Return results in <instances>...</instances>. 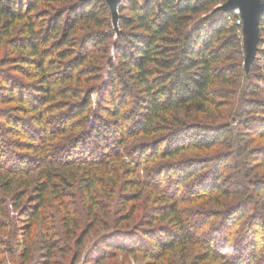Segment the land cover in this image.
Wrapping results in <instances>:
<instances>
[{"label":"trees","instance_id":"16d2710c","mask_svg":"<svg viewBox=\"0 0 264 264\" xmlns=\"http://www.w3.org/2000/svg\"><path fill=\"white\" fill-rule=\"evenodd\" d=\"M227 2L120 0L114 18L108 0H0V40L4 36L8 37L14 26H21L24 32L21 37L8 40L15 51L26 53L20 58L27 69L19 65L16 71L30 80L37 79V82H30L26 87L18 86L8 77L1 76L4 72L0 71V77L6 82L3 81L5 84L2 88L0 85V98H7L12 103L18 102L22 111L35 113L29 121L33 131L26 130L25 134L31 136L28 148L42 153L38 162L33 160L34 165L21 167L18 164L22 160L18 158L20 154H11L20 148L13 145L15 150L11 147L4 149L12 165L6 168L27 176L25 182L18 183L19 188L13 195L12 182L8 183L6 189L5 195H12L10 198L16 199L11 202V208L14 213H18V217L10 218L8 211L1 209L0 202V232L7 228L6 235L10 240L14 239L18 247H22L23 262L31 257L32 248L26 242L37 226L39 232L35 236L38 238V249H33L38 259L34 264H58V255L67 256L71 251L74 252L71 264H76L85 236L96 227L98 232L95 233L99 235L95 236L87 252L86 261L89 264H100L113 251L151 252L150 248H142L138 244L139 235L142 239L146 238L149 247L151 245L160 256L182 244L191 243L202 221L208 218L201 215L197 223L193 221L187 215L191 211L183 207L186 198H177L173 192L177 186L181 187L191 178L211 169V185L202 189L204 195L221 192L224 199L239 200L240 203L236 208L229 207L225 213L220 212L223 216L218 214L212 218L215 226H219V220H224L222 257L229 264H258L261 261L264 264V249L262 244H257V237L264 231V221L259 227L256 210L249 207L254 202L253 198L255 204L264 205V172H255L256 167L253 166L255 163L264 165V155L258 150H249L246 137L253 130L264 137V100L258 98L264 93V58L261 51L264 43V14L259 22L257 50L247 72L241 26L226 19L232 14L231 9H218ZM101 59H104L103 65L107 67L105 70L100 66ZM87 64H91L88 67L92 71L86 67ZM25 70H29V73ZM92 72L91 77L99 78V72L103 75L100 84L101 101L106 102L108 107L100 108L110 117L105 119H109L111 126H106L105 119L99 117L97 112L91 111L89 114L95 87L89 86L85 94L71 88V85L79 87L88 84V76ZM245 74L248 77L244 78ZM84 78L87 81L84 82ZM240 81L243 87L240 91L242 95L239 94L241 106L236 116H231L240 130L233 135L229 124L192 122L198 120V113L201 118H208V113L212 109H219L223 99L232 98L235 94V88L232 87ZM218 87L226 91H217ZM3 91L6 92L4 96L1 94ZM57 98L65 101H56ZM63 107L67 111L61 116L60 126L54 130L53 121L45 116L49 113L47 109L54 112ZM88 110L89 119L85 129L80 131L76 119ZM2 116L11 122L14 135H17L14 131L18 128L22 130L20 119L12 121L14 116H7V113H2ZM185 119L187 122H183ZM104 130L114 134L112 142L105 139ZM91 132L95 134L96 140H91ZM163 132L165 135H162ZM59 137L70 140L56 146L54 157H51L49 143ZM126 137L152 139L150 147L141 145V159H147L150 155L153 158L175 159L185 150L208 151L221 141L230 149L237 142L236 151L242 157L246 156L251 163L240 166L245 168L244 173L240 172V177H247L253 194L251 196L245 191L232 196L231 192L217 184L230 169L236 173L238 167H233L231 163L224 165L227 169L220 165L213 167L207 157H196L181 167H172L163 175V171L151 175L155 181L160 178L158 184L174 180L176 187L165 189L171 195H168V206L157 209L153 217L148 216L142 220L147 221V227L108 225L110 216L103 197L110 201L117 185L112 178V188L107 189V186L102 185L99 186L100 194L94 193L98 183L95 168L105 166L106 173H112L103 161L113 156H123L121 148L126 144ZM100 140L109 145L104 143L101 147L96 146V141ZM244 141L247 143L242 145ZM93 143L96 150H101L98 159L90 156L92 153L89 146H93ZM104 147L110 150L105 151ZM79 151L89 156L78 160L69 158ZM223 160L228 161L226 157ZM77 162L85 165L78 174H74L73 167L66 166H74ZM2 164L5 165L0 160V166ZM31 171L37 172L29 175ZM77 179L80 180L77 190H81V195L88 203L84 211L85 220L84 215L78 216V211L72 207V199L77 197L78 192L74 191ZM140 184L141 179L135 180L126 189ZM158 187L162 188L161 185ZM161 191L165 192L164 189ZM123 194L121 202L125 206L131 198L130 193ZM24 199L27 202L23 206L20 201ZM53 209L60 212L59 225ZM209 215L216 214L211 212ZM245 217L246 221L242 225L247 232L241 234L239 230V241H243L246 246L238 244L239 247L232 248L227 243L231 231ZM158 221L171 222L172 227L170 230L160 229L157 236L150 230L154 227L153 223ZM78 231H81L79 235L76 234ZM18 235L21 241H18ZM11 246H6L7 250L12 251ZM208 246L207 251L216 254L210 242ZM232 252L235 256L229 259L228 254ZM6 261L0 258V264H6Z\"/></svg>","mask_w":264,"mask_h":264},{"label":"rangeland","instance_id":"374dc122","mask_svg":"<svg viewBox=\"0 0 264 264\" xmlns=\"http://www.w3.org/2000/svg\"><path fill=\"white\" fill-rule=\"evenodd\" d=\"M241 18V17H240ZM242 20V19H241ZM242 29V24L240 25ZM259 26V25H258ZM242 32V31H241ZM23 30L21 29V26L18 24L14 26L10 32V34L7 36H4L0 40V68H2V72H4V75L8 79L14 81L16 85L18 86H25L26 84H30V82H37L36 78L33 80L28 79V77H25L21 73H19L17 70L18 66L21 65L22 68L27 69L26 66H24V63H22L21 56L26 55V53L21 52L20 50H14L11 48V44L8 43L9 39H15L21 37L23 34ZM242 42L244 45V54L246 59V41L245 37L243 36V32L241 33ZM6 40V41H5ZM13 47V46H12ZM261 51L263 53L262 57L264 58V43L261 45ZM100 57V51L97 54ZM261 56V55H260ZM103 60H99L100 66L104 67L103 70H105L107 67L103 65ZM89 65L87 64L86 67ZM244 66L247 69V72L250 70V64L246 66V61H244ZM91 67V64L90 66ZM88 67V68H89ZM90 71L93 69L89 68ZM26 71V70H25ZM29 73V70L26 71V73ZM103 72V71H102ZM243 72V69L242 71ZM100 77H91L93 75V72L88 76V80L90 82L86 85L76 86L71 85L73 90H79L83 94H85L86 90H88L89 86L95 87L94 93H92V102L90 104V112L89 110L85 113L79 116L77 118L76 125L80 128V131L85 129V124L87 122V118L89 119V114L91 113H98V116L105 119L110 118L106 116L104 111L101 110V106L105 107L107 105L106 102L102 103L101 99V86L100 84L103 82V75L101 76V72H99ZM29 76V75H28ZM248 77L247 74L243 75L244 78ZM3 77H0L2 79ZM5 80L2 79V82L0 81L1 88L4 86ZM85 80V78L83 79ZM241 81L238 85H233L232 88H235V94L232 98H228L226 100H222V105L219 106V109H212L208 114L210 116L208 118H201L199 113L196 121L197 123H206V124H229L231 126V133L234 135L237 130H240L238 128L239 126L237 123L233 122L232 117L236 116L237 111L239 110V102H240V95L241 94V88L242 85H240ZM26 87V86H25ZM58 86H55L57 88ZM60 87V86H59ZM68 87V86H66ZM70 88V87H68ZM217 91H226V89L218 87L216 89ZM232 90V89H231ZM5 91H3L1 94L4 96ZM17 94V93H16ZM237 94V95H236ZM240 94V95H239ZM1 97V95H0ZM222 98V97H220ZM259 99L264 100V93L260 94L258 96ZM74 100V99H73ZM72 100V101H73ZM76 100V99H75ZM106 100V99H105ZM56 101L64 102L62 98H57ZM69 102V101H68ZM103 109V108H102ZM10 110V111H9ZM48 119L52 120L53 125L52 129L56 130L58 126H60V120L61 116H64L63 114L66 113L67 108L59 109V111L52 112V109H47ZM13 111V112H12ZM10 112V113H9ZM2 113H7V116H14L12 119L15 120L17 118V121L20 119V122L22 124V130L21 128L15 130L14 132L17 133V135L13 134V129L11 126V122H9L6 117L2 116ZM9 114V115H8ZM35 116V113H29L26 111H22V108H20V104L18 102L12 103L8 102L7 98H0V156L2 155V151L4 149L13 148L15 150L16 147L20 148L19 151H12L11 154H15L16 152L20 154V157H18L20 162L18 163L19 166L24 165H34V161L38 162L39 159L42 157L41 152H34L33 150H30L28 148L29 140L31 136H28L25 134L26 130L33 131L32 128L29 126V121ZM194 116H196V113H194ZM232 116V117H231ZM113 120V119H112ZM106 126H111V122L109 119H105ZM183 122H187V119L183 120ZM87 126V125H86ZM90 131V130H89ZM22 132L24 134H22ZM57 132V131H56ZM165 132H163L162 135ZM58 134V133H57ZM93 134V135H92ZM105 139H108V142H112V136L114 134L107 132L104 130ZM74 135V134H73ZM95 134L91 132V140H96ZM93 136V139H92ZM261 135L256 134L255 131H251L246 137H248V145L249 150H258L259 153L263 156L264 155V137H260ZM112 137V138H111ZM237 137V136H236ZM230 138V137H229ZM65 141H62L64 140ZM232 140H234V136L231 137ZM70 139L59 137L58 140H55L51 144V157H54L53 150H56V146H59L62 144V142L67 143ZM152 139L150 140L149 137H126V144L121 149L122 157H112L109 160H104L103 163H107L109 171H112V173H106L105 166H101L100 168H95L96 173L95 177L97 179V186L94 188V193L100 194L99 186L105 185L106 188H112V178L116 181L115 190L111 195V200L109 201L108 198L103 197L107 203L108 211H109V219H108V225H132V226H142L147 227V221H142L148 218V216H154L155 212L159 208H163L165 206H168L170 203L169 196H171L169 193L166 192L165 189L176 187V184L174 185V180H168L164 181L162 184H158L160 182V178L158 181L154 180V176L151 177V175H155L156 173H162V175L165 172H168L172 167H181L185 164L187 161H193L196 159V157L210 159L212 161V166L216 167L218 165L222 166V168L227 169L226 164H233V167H238L235 169L237 172L235 173L233 169H230V171L227 172L224 178L221 179L220 182H217V184L221 185L223 189L227 190L228 192H231L234 195H237L238 192H241L243 194L245 191L247 194L252 196V189L249 187L248 179L246 176L240 177V172H245V168H241L240 166L251 164L249 162V159H246V156L239 155L238 151H236V144H232V148L228 149L226 147V144L221 141L217 146L211 148L208 151H197V150H185L183 151L177 158L175 159H162V158H153L152 155L148 156L147 159H141L140 152L142 149V146L150 147L152 144H150ZM108 142H104L107 145H109ZM103 141H96V146L101 147L105 145ZM235 143V142H234ZM247 142H243L242 145L246 144ZM20 146V147H19ZM93 143V146H89L92 155L91 158H97L98 154L101 153V150L98 151L95 149L96 147ZM114 144H112V147L114 148ZM105 148V151H109L110 148ZM18 150V149H17ZM4 154L0 157V160L5 163V165L0 166V202H1V209H4L8 211V214L10 215V218L15 219L18 217V213H14L12 210L13 204L11 202H15V198H10V196L13 195L14 191L19 188L18 183H22L26 181L25 175H21L18 172L10 171L6 167L10 164V160L8 159V152L4 150ZM99 152V153H98ZM104 152V151H103ZM85 156H89L88 154ZM80 151L78 154L72 155L69 158H75L76 160L82 159L81 157H85ZM226 157L228 160L227 162H223V158ZM17 158V159H18ZM88 158V157H87ZM90 159V157H89ZM223 160V161H222ZM223 163V164H221ZM225 163V164H224ZM11 165V164H10ZM9 165V166H10ZM83 162H77L74 166H66V167H73V173L78 174L80 170L84 167ZM254 167H256L255 172H264V165H260L258 163L253 164ZM12 167V165H11ZM20 167V168H21ZM18 168V165H17ZM248 171V170H246ZM37 171H31L29 175H32L33 173H36ZM211 173V174H210ZM140 176L141 178L137 179V177ZM211 178H212V172L210 170L203 171L200 175L194 178H191L189 181H187L184 185L181 187H176V190L173 192L174 195H176L177 198H186V201L183 202V207L185 209H189L191 211L190 214H187L192 218L193 221H196V223L200 220L201 215L203 217L207 216V221H202V224L199 226L198 232L195 234V240H193L191 243H185V245H180V247H177L176 249H173L171 251H166L163 256H160L159 253L152 249L151 245L149 247L148 241L141 238V235H139L138 244L142 248H150L151 252L138 250L136 252H122V251H113L111 254L106 255V257L101 261L100 264H229V262H225V259L222 257L223 252H221L223 243L225 242V227L222 226L224 223V220H219L217 224L219 226H215L214 223H212V218L217 217L218 214L222 215L221 213H225V210L229 207H238L240 206L239 200H226L222 197L221 192L220 193H211L210 195H204V191H202L203 188L210 187L211 185ZM142 181V184L136 185L134 187H129L126 189V186H128L129 183H135V180ZM28 180V179H27ZM79 179L74 184V191H78L77 197L73 198V205L72 207L75 208L78 211V216L84 215L85 220V207L87 208L88 203L87 200L84 199V196L81 195V190L77 188L79 187ZM12 182L11 192L12 195H5L6 189L8 186V183ZM35 182V179L33 180ZM36 183V182H35ZM34 183V184H35ZM159 185L162 186V190L164 189L165 192H162ZM32 189V188H31ZM31 189L29 191H31ZM17 191V190H16ZM73 191V190H72ZM178 191V192H177ZM170 192V191H169ZM123 193H130L131 200L126 202L125 206H123V203L121 202V197L124 195ZM172 193V192H170ZM169 195V196H168ZM173 197V196H172ZM209 200H208V198ZM254 202L249 204L250 208H255L256 210V216L258 221V226L261 227V223L264 221V205H260L259 203L255 204V199L253 198ZM259 200V199H257ZM188 201V202H187ZM210 201V202H208ZM27 202L26 199L21 200L20 204L23 206ZM187 202V203H186ZM235 207V208H236ZM55 216L57 217L56 222L59 225V216L60 212H58L57 209H53ZM214 213L216 215L210 216L209 213ZM221 212V213H220ZM221 216V217H222ZM130 217V219H127ZM246 217L243 219L242 222L239 223L237 228L234 230L232 229V234L229 237V241L227 242L229 246L232 248L239 247L238 244L242 246H246L243 241H239V233L246 234V228L244 229L242 223L245 222ZM114 221V222H113ZM121 221V222H120ZM116 222V223H115ZM120 222V223H119ZM220 222V223H219ZM13 223V222H12ZM22 223V222H21ZM20 223V224H21ZM216 224V225H217ZM11 226L12 224L9 223ZM131 226V227H132ZM153 229L150 230L152 233H156V235H159V230L163 228H170L172 227V223L168 221L164 222H154L153 223ZM222 226V227H221ZM97 229V227H96ZM96 229L94 231H91V233L87 234L85 236L84 243L82 245V248L80 249V255L78 258V261L76 264H89L86 261V256L88 255V250L91 247V244L93 242V239L95 236L99 235V233H95ZM175 228L173 229V231ZM240 230V232H239ZM8 229H4L3 232H0V242L4 241V244H0V258H4L6 261V264H34L37 259L38 255L37 252L34 251L33 248H37L36 243L38 242V238L35 236L39 232V226L34 228L32 230V235L30 238L27 239L26 245L30 246L32 249L30 251L31 257L30 259L26 261H22V255H21V246H17L15 244V240H10L9 236L6 235ZM61 231V230H60ZM63 232V230L61 231ZM98 232V231H96ZM81 231L76 232L77 235H79ZM76 235V236H77ZM22 236V235H21ZM145 236V235H144ZM242 235H240L241 237ZM18 241H21L20 236L18 235ZM59 238H62V236H59ZM239 241V242H238ZM31 242V244L29 243ZM210 242V247L213 249V251L216 252V254H212L211 250L208 252L207 247ZM238 242V243H237ZM262 244L261 247L264 249V231L262 235H259L257 237V244ZM12 244V251L7 250L6 246H9ZM6 245V246H5ZM33 245V247H32ZM73 249V246H72ZM71 249V250H72ZM155 251L156 253H153ZM243 252V250H242ZM245 253V251H244ZM243 253V254H244ZM264 253V252H263ZM74 252L71 251L67 256H61L58 255V264H71L72 258H73ZM228 258H233L232 256H235V253H229ZM262 258H264V254L262 255ZM263 260V259H262ZM262 262V261H261ZM258 263V264H261ZM234 264V263H232ZM236 264V263H235Z\"/></svg>","mask_w":264,"mask_h":264},{"label":"water","instance_id":"95a60500","mask_svg":"<svg viewBox=\"0 0 264 264\" xmlns=\"http://www.w3.org/2000/svg\"><path fill=\"white\" fill-rule=\"evenodd\" d=\"M120 0H108V4L114 18H116V6ZM235 7L240 9L242 19V32L246 41V66L251 64L255 53L259 36V22L264 14V0H228V2L218 7L219 10H230Z\"/></svg>","mask_w":264,"mask_h":264},{"label":"built area","instance_id":"2783aa9c","mask_svg":"<svg viewBox=\"0 0 264 264\" xmlns=\"http://www.w3.org/2000/svg\"><path fill=\"white\" fill-rule=\"evenodd\" d=\"M231 10H232V14L228 15L226 17V19L229 20L232 23L241 25L242 24V20L240 18V9L238 7H235L233 9H231Z\"/></svg>","mask_w":264,"mask_h":264}]
</instances>
